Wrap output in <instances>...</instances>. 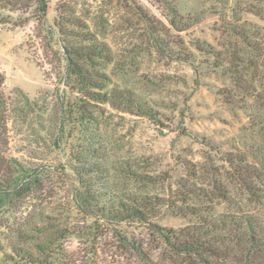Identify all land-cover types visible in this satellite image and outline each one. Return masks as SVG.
Returning <instances> with one entry per match:
<instances>
[{
	"label": "rangeland",
	"instance_id": "374dc122",
	"mask_svg": "<svg viewBox=\"0 0 264 264\" xmlns=\"http://www.w3.org/2000/svg\"><path fill=\"white\" fill-rule=\"evenodd\" d=\"M47 1L44 19L39 0H0V91L7 105L2 156L5 164H12L15 157L43 177L34 195L0 211V264H145L134 244L156 261L171 264L149 225L138 220L116 222L101 212L87 214L76 200L89 189L97 206L109 197L96 194H104L103 189L160 197L165 205L155 208L154 220L173 229L201 220L172 213L168 203L175 211L186 204L207 210L226 207L216 194L224 190L218 174L223 155L235 142L247 154L252 152L255 131L249 128L247 111L232 110L227 103L223 93L233 82L210 66L218 56L208 53L205 43L215 51L224 49L216 44L223 41L225 20L235 17L264 27V21L247 10L261 3ZM172 8L184 30L170 23ZM60 13L68 18L76 15L111 48L110 58L90 62L91 76L103 86L94 90L108 93L107 100L61 85L64 42L52 28ZM196 17L205 18L192 24ZM66 27L81 30L70 22ZM153 35L167 52L157 48ZM64 37L70 39L68 34ZM192 61L205 71L197 88ZM127 91L146 102L153 116L116 106L113 93ZM136 173L143 177L136 179ZM41 227L49 230L40 232ZM57 230L53 250L42 253L39 245L46 234Z\"/></svg>",
	"mask_w": 264,
	"mask_h": 264
},
{
	"label": "trees",
	"instance_id": "16d2710c",
	"mask_svg": "<svg viewBox=\"0 0 264 264\" xmlns=\"http://www.w3.org/2000/svg\"><path fill=\"white\" fill-rule=\"evenodd\" d=\"M259 2L260 7L251 5L247 10L264 21V0ZM39 10L46 19L47 0H39ZM171 14L170 23L175 28L184 30L185 28L179 25L177 10L172 8ZM70 17L75 18H68L60 13L58 21L52 27L64 42L60 61H65V72L59 76L60 83L89 98L102 96L107 100L108 93L101 95L94 90L95 87L103 86L98 85L91 76L90 62L94 58H110L112 50L107 42L98 40V37L89 31L87 23L76 15ZM204 18L196 17L192 24ZM69 22L81 30L71 32L66 27ZM223 29V41L216 46H222L224 49L215 51L212 44L205 43L206 50H210L207 52L218 56L215 57L218 62H212L210 66H213V69H221L225 76L231 78L233 87L225 89L224 97L232 106V110L238 108L247 111L249 128L255 131L252 152L247 154L239 149L235 142L223 155L224 165L218 174L223 178L221 180L224 181V190L216 194L223 199L226 207L220 209L215 206L212 210H207V206L186 204L178 206L175 211L176 207L168 203V210L172 213L192 215L201 220L182 229H173L154 220L158 218L155 208L165 205L160 201V197L135 192L112 194L103 189L104 194H96L99 197H109L98 207L94 203L95 196L89 189L81 191V198L76 200V205L87 214L99 215L98 212H101L102 217L116 222L138 220L149 225L152 233L163 242V252L171 256V264H264V27L253 24L244 17H235L225 20ZM65 34H68L70 39H64ZM153 36L157 48L167 52L159 38ZM197 46L204 50L203 45ZM185 60L188 61V57H185ZM192 62L197 74V88L202 85L201 75L205 71L201 70L202 65H197L196 61ZM4 97V93L0 91V211L13 207L18 200L34 195L37 185L43 179L36 168L25 166L15 157L12 158V164H5L2 156L5 141L2 137L5 133L2 131V120L6 119L7 106ZM25 98L28 104H32L27 96ZM111 99L118 102L116 106L129 112L137 110L144 115L153 116L152 108L131 91L113 93ZM78 108L83 115L81 105ZM81 117L85 119L84 115ZM101 164L100 162L96 165L97 171H101ZM127 167L132 168L130 163ZM139 174H135L136 179L143 177ZM92 192L94 194V191ZM48 230L49 228H39L40 232ZM58 232L57 230L46 234L44 241L39 245L42 253L53 250L59 238ZM134 247L145 264H163L151 255H146L139 244H134ZM26 253L32 255L29 251Z\"/></svg>",
	"mask_w": 264,
	"mask_h": 264
}]
</instances>
